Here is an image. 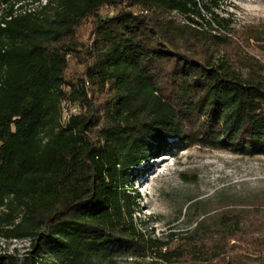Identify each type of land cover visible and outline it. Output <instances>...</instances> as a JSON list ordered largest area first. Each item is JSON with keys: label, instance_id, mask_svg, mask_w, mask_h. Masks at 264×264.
Listing matches in <instances>:
<instances>
[{"label": "trees", "instance_id": "16d2710c", "mask_svg": "<svg viewBox=\"0 0 264 264\" xmlns=\"http://www.w3.org/2000/svg\"><path fill=\"white\" fill-rule=\"evenodd\" d=\"M218 1L0 0V222L9 227L0 232L32 249L0 264H264V224L240 229L239 213L218 212L212 229L201 220L174 245L133 220L139 196L127 173L147 154L199 146L264 156V66L213 55L232 42ZM88 19L90 47L75 41ZM77 52L83 68L70 79ZM96 94L106 95L100 104ZM65 103L80 113L64 119Z\"/></svg>", "mask_w": 264, "mask_h": 264}, {"label": "rangeland", "instance_id": "374dc122", "mask_svg": "<svg viewBox=\"0 0 264 264\" xmlns=\"http://www.w3.org/2000/svg\"><path fill=\"white\" fill-rule=\"evenodd\" d=\"M43 1V0H42ZM215 14L227 21L230 33L226 37L231 43L214 52L238 53L251 57L264 66V52L255 37L264 40V0H219ZM112 15L110 9L102 16ZM209 19V15H204ZM179 25H193L182 15L171 13L165 16ZM93 19L84 21L76 31L75 41L84 46L92 45ZM205 31H212L204 21L198 20ZM213 28L216 27L212 23ZM254 36V37H252ZM213 49V48H212ZM232 50V51H231ZM221 52V53H218ZM80 54L69 60L67 77L73 79L82 71ZM106 95L96 94L100 104ZM63 118L77 115L81 108L76 104L63 105ZM139 163L128 171V187L136 191L139 198L133 215L137 229L147 236L172 245L180 236L193 229L197 222L205 220V227L212 229L215 216L223 210L243 215L240 229H248L250 222L264 224V156H250L223 150L194 147L170 148L157 156ZM146 160V159H145ZM0 227L9 229L0 222ZM32 251L29 239H6L0 232V256H13L17 260L28 257ZM45 250L42 257L53 261ZM91 264H162L153 256L145 258L122 256L113 263L101 258L92 259Z\"/></svg>", "mask_w": 264, "mask_h": 264}]
</instances>
